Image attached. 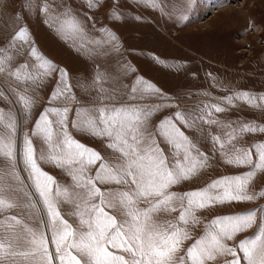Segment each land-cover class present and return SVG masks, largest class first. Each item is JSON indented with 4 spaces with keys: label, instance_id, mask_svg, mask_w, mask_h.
I'll use <instances>...</instances> for the list:
<instances>
[{
    "label": "snow or ice",
    "instance_id": "snow-or-ice-1",
    "mask_svg": "<svg viewBox=\"0 0 264 264\" xmlns=\"http://www.w3.org/2000/svg\"><path fill=\"white\" fill-rule=\"evenodd\" d=\"M145 3L156 7V0H145ZM32 7V0H23L21 13L12 15L21 16ZM40 7V0H37V13ZM65 7L64 0L60 3L50 0L46 9L53 14L51 27L62 39L68 38L63 34L66 28L83 33L85 27L77 14L64 13ZM112 19H119V15L113 13ZM25 25L17 22L6 38V46L0 45V72L9 71L7 64L12 59L4 53L13 48L18 51L24 43H29ZM106 35L108 38L102 41L105 47L96 53L97 61L100 57H108L110 52H119L116 35L111 32ZM27 55L40 61L36 65L37 73L33 75L28 71L31 65L23 63L9 71V75L15 78L18 87L20 81L25 84L31 81L35 85L38 80L56 75V88L47 99L50 105L57 106L41 107L22 142L17 140V120L0 111V156L7 161L23 160L33 190L31 202L25 207L35 209L41 217L36 228L27 227L16 216L0 220L3 229L0 231V264H15L17 260L32 264H177L176 254L183 241L189 239L186 227L181 225L198 224L197 209L254 199L246 194L245 188L257 171H264V143L246 150L237 149L235 156L226 158L228 164L250 166L246 173L220 177L202 189L177 196L169 189L191 179L208 164L207 154L187 132L198 131L200 139H205L203 125H215L216 120L205 121L202 109L188 115L177 111L153 126L154 113L167 105L149 107L142 101L160 94V89L137 77L128 93L121 96L114 85H119L118 77L127 73V66L117 64L115 69H110L99 62L83 85L77 82L88 95L83 101H76L77 107L70 109L64 102L76 100V96L67 70L39 56L35 46L30 47ZM2 95L4 93L0 92ZM240 98L249 104L256 100L247 93H242ZM259 99L264 100V96ZM13 102L19 103L28 114L35 103L25 94L17 95ZM204 107L216 113L224 111L217 105ZM70 126L93 137L106 138L105 147L112 150L114 163L106 162L99 152L74 139L68 131ZM238 131L264 133V127L245 124ZM34 137L44 146L39 156ZM229 138H233L231 133ZM161 140L166 148L161 147ZM211 142L223 148L219 136L213 135ZM38 161L65 170L71 183L62 187ZM97 164L95 174L89 175V170ZM19 180V176H12L5 185L0 177V212L20 207L21 189L14 186ZM98 185L116 187L102 190ZM260 195L264 196V192ZM177 200L181 209L177 223H158L154 218L156 214L176 211L172 204ZM141 203L147 207H140ZM61 204L72 205L75 227L62 215ZM112 209L120 214L119 219L110 214ZM254 225L257 231L252 236L239 240L234 246L227 245L226 241L234 240L237 234ZM229 254L231 259L226 260V264H264V218L257 217L256 209L213 217L204 233L179 260L180 264H210L217 256Z\"/></svg>",
    "mask_w": 264,
    "mask_h": 264
},
{
    "label": "rangeland",
    "instance_id": "rangeland-1",
    "mask_svg": "<svg viewBox=\"0 0 264 264\" xmlns=\"http://www.w3.org/2000/svg\"><path fill=\"white\" fill-rule=\"evenodd\" d=\"M22 2L23 0H0V22L3 26L7 22L9 32L12 31L15 22L21 20L22 15L30 14L34 8L36 20L40 17L47 19L53 15L41 9L44 8V0H40V12L37 13V0H32L31 9L21 16L13 17V13H21ZM48 2L49 0L47 4ZM56 2L60 3V0ZM96 3L97 0H64L67 7L64 13L77 14V19L85 24L83 33H77L69 27L63 33L68 38L62 39L61 35L50 27L52 24L50 19V26L47 23L46 31L52 30L53 36L35 34L31 40L32 43H27L35 46L38 54L41 47L52 52L54 56H57L53 62L67 70L76 100L69 99L64 103L70 109H74L77 107L76 101H83L87 97L88 93L79 85H83L85 78L93 74L97 62L110 69H115L117 64L126 65L127 73L118 77L119 85H114L119 88L121 96L128 93L129 86L137 77H142L146 82L160 89V94L142 101L149 107L167 105V107H159L154 113L151 119L153 126L177 111L188 115L200 109L204 113L205 121L208 119L217 121L215 125L206 123L203 125L207 134L205 139H200L201 133L198 131L187 132L190 138L196 140L198 148L207 154L208 164L191 179L172 186L169 189L170 192L179 196L193 189H202L217 178L236 177L246 173L250 166L228 164L225 160L235 156L237 149L246 150L254 144L264 143V133L238 131L245 124L264 127V108L253 106L257 104L264 106V100L259 99L264 96V0H190L187 3L186 0H156V7L145 3V0H110L106 8L100 12L101 17L98 20L106 24L107 28L98 32L96 27L85 18L87 15L85 8L93 7ZM105 3L103 2L101 6ZM78 7V11H72ZM113 13L118 14L119 19H112ZM109 32L116 35L119 52H110L108 57H100L97 61L96 53L105 47L102 41L108 38L106 34ZM53 47L56 49L53 50ZM13 52V49H9L4 53L12 57L11 62L7 64L9 71L20 64V56L18 57L17 52ZM33 62L35 60L30 62L32 64L30 72L35 75V72H32L35 68ZM9 71L0 72V78L17 82L9 75ZM55 76H48L45 85L50 87ZM239 80H241L240 83L235 85V82ZM11 89L14 91L13 86ZM0 92L4 93L0 96V111L11 114L17 120V125L21 126L20 137H17L18 142H22L23 135L29 132L41 107L57 106L49 104L48 92H43V96L29 92V96L35 101V106L29 114L30 122L25 127L27 118L24 117L21 122L22 108L17 112L1 85ZM242 93L256 98L255 103L249 104L245 99L240 98ZM205 105H217L224 111L216 113L205 108ZM71 116L70 110V118ZM68 131L74 139L99 152L106 162L110 156V163H114L112 150L105 147L108 142L106 138L93 137L71 126ZM233 131L235 135L230 139L229 133L233 134ZM213 135L220 137L223 148L212 144ZM33 140L37 156H39L44 151V146L39 138L34 137ZM160 143L161 147L166 148L162 140ZM38 162L42 169L50 173L62 187L71 183L65 170L44 161ZM98 166V164L93 166L88 174L94 175ZM12 176L20 177L14 185L21 189L20 207L0 212V220L8 216H16L27 227L36 228L41 217L35 209L25 207L31 202L30 193L33 190L27 179L28 173L23 160L17 158L14 161H7L0 156V177H3V183L7 185L8 179ZM98 186L102 190L116 187L115 185ZM245 192L254 199L218 203L209 208L197 209L195 215L199 223L181 225L186 227L189 239L183 241L176 254L177 264H180L179 257L186 255L187 248L204 233L206 224L213 217L231 216L256 209L257 217L264 218V211H261L264 209V196L260 195L264 192V171H257L254 178L249 180ZM139 206L147 207L143 203ZM172 207L176 211L157 213L155 220L161 224L165 222L176 224L181 210L180 201H175ZM60 208L62 215L75 227L74 218L71 216L72 205L61 204ZM109 211L110 214L120 218V214L115 209ZM40 229L43 231L42 225ZM0 231L3 229L0 228ZM256 231L257 227L254 225L253 228L237 234L234 240L226 241V243L230 247L234 246L239 240L252 236ZM229 259H231L230 254L217 256L216 260L210 264H226V260ZM15 264H32V262L17 260Z\"/></svg>",
    "mask_w": 264,
    "mask_h": 264
},
{
    "label": "crops",
    "instance_id": "crops-1",
    "mask_svg": "<svg viewBox=\"0 0 264 264\" xmlns=\"http://www.w3.org/2000/svg\"><path fill=\"white\" fill-rule=\"evenodd\" d=\"M109 1L110 0H107V1H102V0H97V3L93 6V7H90V8H88V7H86L85 8V10L87 11V15H86V19H88V21H89V23L90 24H92L94 27H96V30H97V32H98V30H101V29H105V28H107V26H106V24H102L101 23V21H98L99 20V18L101 17L100 16V12L103 10V9H105L106 7V5L109 3ZM103 2H106L105 3V5L104 6H101L102 5V3ZM44 8H41V9H43L44 11H46L45 9L46 8H48L49 7V4H50V0H49V2H48V4H47V0H44ZM46 4L48 5V6H46ZM79 5V4H78ZM77 5V6H78ZM80 7V6H79ZM79 7L76 9V8H74V9H72V11H78L79 10ZM64 11H67V7H65V9H64ZM34 12H35V8L32 10V12L30 13V14H25L26 16H24V15H22L21 16V20L19 21V24H21V25H25V21H26V30L28 31V33H29V36H28V41H29V43L31 42V40H32V38H33V36L35 35V34H37V36L38 35H41V36H47V37H52L53 36V34H52V30H50L49 32H47L46 31V28L48 27L47 26V23H45V21H48V25L50 26V18L48 17L47 19H45V18H42V17H40L38 20H36V17H35V15H34ZM48 14V13H47ZM97 15V16H96ZM18 22V21H17ZM17 22H15V24L17 23ZM35 22L37 23V24H35ZM100 22V23H99ZM105 23V22H104ZM0 24H1V22H0ZM14 24V25H15ZM101 24V25H100ZM14 25H13V29H14ZM96 25H98V26H96ZM38 26V27H37ZM100 26V27H99ZM51 27V26H50ZM8 28H9V26L7 25V28H5V25L3 26L2 24H1V26H0V30L2 31V32H0V36H1V45H5L6 46V38H7V36L13 31V29H12V31H10L9 32V30H8ZM37 28H38V30H37ZM35 30V31H34ZM28 43V44H29ZM32 43V42H31ZM27 43H24L23 44V46L22 47H19V50L17 51L15 48H13V53H16L17 55H18V57L20 56V64H23V63H25L26 61H27V64H29V65H31L32 66V64H30V62L32 61V60H35V62H33L34 63V66H35V68H34V70L32 71V69H31V71L34 73L35 72V74L37 73V71H38V69L36 68V65L37 64H39L40 63V61L36 58V57H33V56H29V55H27V53L29 52V48H30V46H31V44L30 45H26ZM52 44H50V46H51ZM28 46V47H27ZM27 48H28V50H27ZM53 50H55L54 49V47L52 48ZM40 54H38L39 56H42L43 58H47L48 60H51V61H53V60H56V57L57 56H54L53 54H52V52H49L48 50H46L44 47H41L40 48ZM37 59V60H36ZM33 68V67H32ZM28 71L30 72V68L28 69ZM34 75V74H33ZM263 77V76H262ZM257 79H259V78H257ZM56 80H57V76H55V78H54V81H52V83H51V86L49 87V86H46L45 85V82H46V78H44L43 80H38L37 81V83L35 84V85H32V83H31V81H28L27 82V84H25V82L24 81H20L19 83H20V86L18 87V85H17V82H14V81H12V80H6L5 81V78H3V79H1L0 78V85L2 86V88L4 89V90H7V91H5L7 94H8V96H9V98L11 99V101H12V103L14 104V106H15V108H16V110H17V112H19L20 111V108H22L21 107V105L19 104V103H14L13 101H15L16 100V97H17V95H19V94H25V95H28L29 96V92L31 93V92H35V94H38V95H42L43 96V92H48L47 93V98H48V96H49V93L51 92V90H53L54 88H56V86H55V84H56ZM260 81H262V79H259ZM9 83H8V82ZM240 81L241 80H239V82H235L236 84L235 85H237V84H239L240 83ZM4 82V83H3ZM259 82V81H258ZM11 86H13V88H14V91L11 89ZM8 88V89H7ZM11 90V91H10ZM10 92H12L11 94H10ZM240 103V102H239ZM241 103H244V104H246L245 102H241ZM35 106V105H34ZM253 106H258V107H261V108H264V106H262V105H260V104H257V105H253ZM34 108V107H33ZM19 110V111H18ZM21 112V114H22V116H21V122H22V120H23V118L24 117H26L27 118V121H26V124H25V127L29 124V122H30V118H29V114L27 113L26 114V112L22 109V111H20ZM20 130H21V126L19 127L18 126V133H19V137H20ZM233 134H232V136L233 135H235L234 134V131L232 132ZM84 138V137H83ZM86 141H88L86 138H84ZM92 144H94V143H92ZM110 155V154H109ZM107 162H109L110 163V156H109V158H108V160H107Z\"/></svg>",
    "mask_w": 264,
    "mask_h": 264
}]
</instances>
